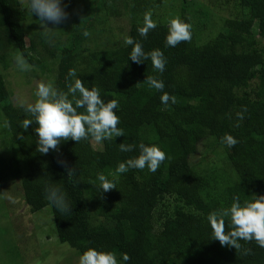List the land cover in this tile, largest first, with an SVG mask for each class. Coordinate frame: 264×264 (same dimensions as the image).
Wrapping results in <instances>:
<instances>
[{
	"label": "trees",
	"instance_id": "trees-1",
	"mask_svg": "<svg viewBox=\"0 0 264 264\" xmlns=\"http://www.w3.org/2000/svg\"><path fill=\"white\" fill-rule=\"evenodd\" d=\"M92 1L100 10L94 14L85 9L77 26L68 29L66 42L53 47L49 61L37 57L26 45L22 25L26 18L20 1L0 0V8L10 43L35 67L32 75L36 70L50 73L53 85L66 91L65 77L75 68L77 77L89 89L97 87L105 102L118 101L114 111L124 136L101 142L100 149L93 146L91 138L79 143L61 141L58 151L41 154L36 150L34 131L38 125L33 122L27 130L20 127L23 119L31 117L14 105L12 92L0 75V127L7 135L4 142L11 157L5 162L0 154V182L18 180L32 212L51 206L59 240L80 255L95 248L114 252L119 264H264V248L254 241H240L244 248L252 249L251 254L243 255L235 248L222 247L211 239L207 221L210 212L229 207L233 197L239 196L243 203L254 195H264V0H234L227 7L229 17L219 15L223 25L209 43L201 45L203 51H198L186 6L177 17L192 25L190 43L166 47L168 22L162 20L155 21L157 28L146 39L139 35L137 28L143 24L144 13L159 8L164 0H126L132 18L128 32L119 40L113 37L108 47L93 45L94 16L102 23L107 16L117 18L120 12L117 0ZM201 5L203 16L212 9L210 16L217 19L210 3ZM84 31L90 35L85 37ZM125 36L142 43L146 52L160 49L167 59L163 74L153 69L150 60L132 62V46L124 44ZM147 75L162 79L164 91L174 95L176 103L162 104V93L143 83ZM242 106L247 112L238 121L236 113ZM5 120L7 128L3 127ZM225 133L239 143L232 148L222 144ZM207 140L212 149L224 150L227 163L220 171L200 170L190 162ZM141 142L157 145L167 159L155 173L147 168L117 173L120 162L139 155ZM121 143L134 144L135 150L120 152ZM58 160L75 167L76 174L70 178ZM100 172L114 181L116 189L97 192L93 184L98 183ZM48 185L62 190L72 212L61 215L45 198ZM97 195L102 202H97L93 214L90 201ZM165 201L172 203V210L157 215ZM108 206L113 212L93 226L92 219L105 215ZM156 217L161 222L158 231ZM125 252L130 255L127 262L121 256Z\"/></svg>",
	"mask_w": 264,
	"mask_h": 264
},
{
	"label": "clouds",
	"instance_id": "clouds-1",
	"mask_svg": "<svg viewBox=\"0 0 264 264\" xmlns=\"http://www.w3.org/2000/svg\"><path fill=\"white\" fill-rule=\"evenodd\" d=\"M27 11L35 15L41 21V26L46 30L44 39L46 43L52 44L55 40V33L50 31L48 25H59L69 18V14L62 6V0H28ZM157 28V23L152 19L151 11L145 12L142 26L137 31L143 38H147L150 31ZM192 25L181 20L180 17L170 18L168 21V34L166 36V47H176L182 42H191ZM85 37L89 36L84 31ZM126 46H132L129 59L141 64L151 61L153 69L163 74L166 68L167 59L160 49L145 51L142 43L134 40L131 36L123 38ZM15 65L23 72L31 71V65L25 56L17 52L12 57ZM66 91L56 88L52 82L38 80L36 82L35 101L28 102L19 93L15 97V103L23 112L31 118L22 120L20 127L27 130L35 122L38 125L34 131L37 134V152L48 154L50 150L58 151L61 141L73 140L79 143L82 140L91 138L95 142L111 140L113 137L124 136V132L118 127L120 117L116 109L119 103L116 99L105 102L102 99L100 90L93 86L91 89L85 86L81 78L77 77L75 68L69 69L66 77ZM143 83L150 88L161 92L162 104L176 103V97L164 91L165 84L162 79L153 75H147ZM138 83L136 86H138ZM84 109V112H78ZM247 107L242 106L241 111L236 113L238 121L245 118ZM239 127V123L235 125ZM3 127H9L5 120ZM23 139L22 134L19 136ZM221 143L229 148L236 146L239 140L233 135L225 133L221 137ZM134 144H119V151L123 153L135 150ZM167 159L166 153L157 145L139 144V155L120 162L116 172L123 174L130 169L143 170L147 168L155 173L160 165ZM61 166L65 167L68 176L71 178L76 174L75 167H68L66 161L58 160ZM98 183L93 184L97 192L101 194L116 189L114 181L110 180L103 172L97 174ZM45 198L61 214L67 215L72 208L66 199V195L59 187L48 185L45 187ZM226 219L228 224L226 225ZM211 227V239L219 241L222 247L235 248L237 253L249 255L251 248H244L240 241L246 243L255 242L259 247L264 248V195H254L251 201L241 203L239 196L233 197L229 207L212 211L207 216ZM226 227L229 229L226 231ZM122 260H130L128 253H122ZM78 264H119L114 252L99 251L95 248H88L79 258Z\"/></svg>",
	"mask_w": 264,
	"mask_h": 264
},
{
	"label": "rangeland",
	"instance_id": "rangeland-1",
	"mask_svg": "<svg viewBox=\"0 0 264 264\" xmlns=\"http://www.w3.org/2000/svg\"><path fill=\"white\" fill-rule=\"evenodd\" d=\"M19 1L26 18L22 23L26 45L32 48L33 54L44 61L51 60L53 47L66 42L68 29L77 26L76 22L80 20V15L83 16L86 10L94 12V14L96 10H100L97 2L92 0H62V6L69 14V18L59 25H48L49 28H54L50 31L55 33L54 42L49 44L45 42L44 32L46 29L41 26V21L37 16L31 15L27 11L28 0ZM200 1L201 3L198 5L195 4V0H188V4H185L184 0H164L159 8L151 10L152 19L168 22L170 18L178 16L182 6H186L187 14L191 18L195 30V40L199 44L198 51H203L204 48L201 45L209 43L223 25V20L219 15L229 17L227 7H231L234 0ZM203 3L212 5L213 14L217 16V19L213 20L210 16L212 9L206 15H202L205 10L201 5ZM112 4L116 5L114 2ZM128 5L126 0H117L116 6L119 7L120 15L117 18L107 16L105 22L102 23L94 20V16V19L91 20L93 34L90 35L94 41L93 45L99 43L102 47H108V42L110 45L114 42L113 37L116 36L119 40L128 32L132 22ZM100 13L102 14V12ZM86 24L89 25V22L86 21ZM192 50H194L193 47ZM15 53L17 52L10 43L9 33L3 24V14L0 8V75L12 92V101L17 106L15 103L17 93L28 102H34L36 82L38 80L51 82L52 76L50 73H42L41 70H36L37 72L32 75L35 67L31 71H21L12 59ZM6 136L3 128L0 127V154L5 157V162H8L11 157L7 152L9 146L5 143L6 141L4 142ZM209 141H204L199 145L197 153L191 156L190 162L200 170L210 169L217 172L224 168L227 159L224 150L220 147L212 149ZM92 144L97 149L102 147L101 142L93 141ZM2 170L3 167L0 168V177ZM95 197L99 200H95ZM95 197H91L92 201H90V209L93 214L96 206L98 207L97 202L101 201L98 195ZM172 207V203L165 201L160 205V211L156 214L158 215L161 211H171ZM113 209L109 206L106 207L107 213L97 217V220L92 219V225H99L104 219L103 217H106L108 212H113ZM157 218H155V229L158 231L161 229V222ZM80 256L78 250L59 240L51 206L38 212H32L24 200L23 190L18 180L0 182V264H78Z\"/></svg>",
	"mask_w": 264,
	"mask_h": 264
}]
</instances>
